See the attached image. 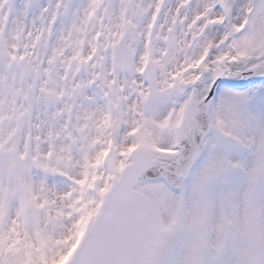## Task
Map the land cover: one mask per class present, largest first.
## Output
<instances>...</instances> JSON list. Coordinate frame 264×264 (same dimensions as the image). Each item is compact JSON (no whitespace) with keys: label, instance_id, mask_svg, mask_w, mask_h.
I'll return each instance as SVG.
<instances>
[{"label":"snow or ice","instance_id":"obj_1","mask_svg":"<svg viewBox=\"0 0 264 264\" xmlns=\"http://www.w3.org/2000/svg\"><path fill=\"white\" fill-rule=\"evenodd\" d=\"M0 264H264V0H0Z\"/></svg>","mask_w":264,"mask_h":264}]
</instances>
